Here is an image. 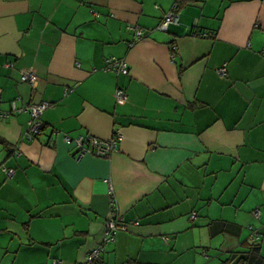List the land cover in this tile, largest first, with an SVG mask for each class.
Here are the masks:
<instances>
[{
    "label": "crops",
    "instance_id": "crops-1",
    "mask_svg": "<svg viewBox=\"0 0 264 264\" xmlns=\"http://www.w3.org/2000/svg\"><path fill=\"white\" fill-rule=\"evenodd\" d=\"M110 57L130 73L104 72ZM44 101L28 139L13 104ZM0 114V264L83 261L104 239L109 183L127 228L97 264L264 256V0H0ZM118 133L108 157L65 140Z\"/></svg>",
    "mask_w": 264,
    "mask_h": 264
},
{
    "label": "built area",
    "instance_id": "built-area-1",
    "mask_svg": "<svg viewBox=\"0 0 264 264\" xmlns=\"http://www.w3.org/2000/svg\"><path fill=\"white\" fill-rule=\"evenodd\" d=\"M178 21H179L178 15L175 12H169L165 16L163 21L159 24L158 29L166 31L170 24L178 23ZM134 29L138 36L142 35L143 33L142 28L134 27ZM209 35L210 34L207 32L199 33V36H203V37H209ZM103 71L112 72L117 75L120 74L128 75L130 73V66L129 63L123 58L110 57L106 59L105 65L103 67ZM219 73L222 75H226L227 73L226 67L219 69ZM21 80L23 82H27L31 84L32 86H35L38 82V76L32 71H28L22 74ZM115 96L117 100H122V101L126 100L127 99L126 90L123 88H119L116 91ZM50 106H51L50 102H46V101L40 103H29L26 107L22 109H18L16 104L15 103L13 104L14 110H25L30 114L28 130L26 133V137L28 139H34L42 133L44 129L42 114ZM2 115L3 114H0V116ZM65 140L68 144L73 143V145L76 148V154L79 158L87 154H92L99 157H108L114 151L117 150L119 142L123 140V135L120 133L115 134V136L110 140H102L91 135L86 137H78L75 139H72L67 136L65 137ZM5 171L8 176L13 175L14 173V169L12 168L10 169L5 168ZM108 193L111 198V211L105 222V236L103 242L96 249L91 251L83 261H80L76 264H96L97 261L99 260L102 250L104 249V246H106L108 243H112L115 241V237L119 229L127 228V226L123 224L122 218L118 213L114 188L110 183H109ZM194 217L195 216L193 215V218ZM53 264H63V262L61 260H56Z\"/></svg>",
    "mask_w": 264,
    "mask_h": 264
},
{
    "label": "trees",
    "instance_id": "trees-1",
    "mask_svg": "<svg viewBox=\"0 0 264 264\" xmlns=\"http://www.w3.org/2000/svg\"><path fill=\"white\" fill-rule=\"evenodd\" d=\"M201 33V32H200ZM0 143L2 144H7V142L0 137ZM193 218V216H192ZM123 224H125L123 222ZM126 225V224H125ZM115 240H116V237H115ZM103 242V240L101 241V243ZM115 242V241H114ZM112 242V243H114ZM99 243L96 248L101 244ZM112 243H108L106 246H108L109 244H112ZM106 246H104V249L102 250L101 254H100V257L103 253V251L105 250ZM94 248V249H96ZM93 249V250H94ZM92 250V251H93ZM91 252V251H90ZM89 252V253H90ZM88 253V254H89ZM232 253H237V252H234L232 251ZM99 257V259H100ZM98 263V261H97ZM96 263V264H97ZM223 264H229V262H225ZM232 264H264V256H262L260 254V251H259V246L256 245V244H253L252 246H250L246 251H243V252H240V255L234 260V262Z\"/></svg>",
    "mask_w": 264,
    "mask_h": 264
},
{
    "label": "water",
    "instance_id": "water-1",
    "mask_svg": "<svg viewBox=\"0 0 264 264\" xmlns=\"http://www.w3.org/2000/svg\"><path fill=\"white\" fill-rule=\"evenodd\" d=\"M160 31H164V30H160ZM167 31V30H166Z\"/></svg>",
    "mask_w": 264,
    "mask_h": 264
}]
</instances>
